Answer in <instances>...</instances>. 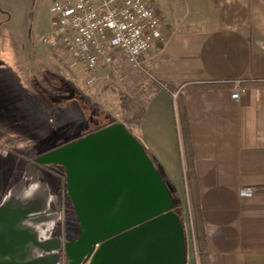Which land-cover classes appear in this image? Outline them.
<instances>
[{
  "label": "crops",
  "instance_id": "obj_1",
  "mask_svg": "<svg viewBox=\"0 0 264 264\" xmlns=\"http://www.w3.org/2000/svg\"><path fill=\"white\" fill-rule=\"evenodd\" d=\"M150 1L157 6L163 30L173 34L164 43H153L150 58L142 63L160 84L152 82L158 88L148 94L135 136L179 197L186 194L182 152L188 138L208 264H264V0ZM12 40L14 51L0 55V77L13 81L18 92L6 87L9 96L0 93L3 150L41 155L88 135L84 133L93 120L102 123L92 118L82 93L86 73L73 64L69 52L45 47L32 55L25 39ZM44 71L52 80H67V91L78 96L54 95L61 89L52 80L46 82ZM110 77L100 67L94 82L106 83ZM117 82L118 92L135 96L148 84ZM235 91L237 101L230 98ZM110 109L101 108L110 116L108 124L113 123ZM38 110L57 113L58 129L64 125L72 131L55 145L48 139L51 146L41 151L35 148L45 141L35 132ZM114 111H120L118 101ZM12 181H0L2 196ZM241 190L251 194L244 196ZM185 264H197L192 247Z\"/></svg>",
  "mask_w": 264,
  "mask_h": 264
},
{
  "label": "water",
  "instance_id": "obj_2",
  "mask_svg": "<svg viewBox=\"0 0 264 264\" xmlns=\"http://www.w3.org/2000/svg\"><path fill=\"white\" fill-rule=\"evenodd\" d=\"M36 165L63 169L74 240L53 235L60 196ZM173 190L121 122L105 126L37 157L0 194V264H185Z\"/></svg>",
  "mask_w": 264,
  "mask_h": 264
},
{
  "label": "built area",
  "instance_id": "obj_3",
  "mask_svg": "<svg viewBox=\"0 0 264 264\" xmlns=\"http://www.w3.org/2000/svg\"><path fill=\"white\" fill-rule=\"evenodd\" d=\"M50 32L41 41L63 47L92 83L102 67L117 80L156 81L142 63L153 43L166 42L161 15L150 0H53ZM238 91L230 94L237 101ZM250 190H241L249 196Z\"/></svg>",
  "mask_w": 264,
  "mask_h": 264
},
{
  "label": "rangeland",
  "instance_id": "obj_4",
  "mask_svg": "<svg viewBox=\"0 0 264 264\" xmlns=\"http://www.w3.org/2000/svg\"><path fill=\"white\" fill-rule=\"evenodd\" d=\"M52 1L53 0H0V55H6V52H9L10 50L14 51L13 47L10 45L12 39V41L16 42L19 41V39H21V41L25 39V41H27L30 46L32 55H34L35 53H38V55L41 54V51L38 52V49L44 50L45 47L51 49L61 48L65 50L63 47H50L47 43H43L41 41V38L45 37L50 32V9ZM39 39L41 44L38 42ZM42 53L44 52L42 51ZM43 74L45 78H47L46 82L48 84L54 81L53 83H51V85L53 84V86L59 87L61 89L59 92H54V95L59 94L60 96L65 95L68 97V95L66 94H69L70 98L73 97V94L78 96L77 93H73L71 90L67 91V88H70V83L67 80H63L60 77L55 78V80H52L50 79L48 72L44 71ZM0 79H3L0 82V93L2 95L7 94V91L5 89L6 87L8 91L12 90L16 93V95H18V92L13 89V86H15L13 81L7 80L5 75L0 77ZM108 80L111 81L106 83L103 82L101 84L94 81L92 83L84 82V85L86 87L83 86L82 93H85L87 97L86 99L88 100V103H90L89 107L92 114V118H94V116L99 117L98 120L102 122H97V126L92 125L89 131L84 134L94 132V130H96L98 126L100 127L104 124H107V122H111L109 121L110 116L108 117V115H106V113L101 110L102 107L111 108V120H121L120 111L115 112L114 110L117 107V98L119 94L118 91L122 90L118 88V84H116L118 83V80L114 76L113 78L110 77ZM121 84L125 86L130 85L125 84L123 81ZM7 95L9 96V94ZM80 100L82 102L84 101L81 97L78 99V102H80ZM82 102H80V105H82ZM48 112L49 111L38 110L37 113V115L41 119L39 120V124H37L38 129L35 132L38 134V136L45 137V141H42L41 143L35 145L37 151H41L45 148L50 147L51 145L49 143L51 142L55 145L58 139L68 136L72 133L71 129L68 126L62 125L61 128L58 129V125L60 127V124H58V117L56 116L58 114L55 112ZM76 112L78 115L82 114V111L78 108L76 109ZM49 114L53 116L52 119H49V121L51 120L50 123L47 120ZM94 121L95 120H93L92 122ZM48 139H50L51 142L48 141ZM41 155H19L16 152H12L10 150L6 152V150H3L2 146H0L1 183H3V181H5L6 183L7 179L15 180L14 182L12 181L14 184L18 182L22 177L24 167L26 165H35L36 158ZM36 167L38 166L36 165ZM15 168L16 171L14 172V174L11 173L12 169ZM11 174H13V176H11ZM64 174L65 173L63 169L60 167L52 166L51 170H47V167H38L39 180L47 183L50 192L54 195H57L55 194V190H57L56 192H59V189H61V191L64 193ZM175 198L176 199L174 203V211L179 215L183 225L186 248L185 251L189 250L192 247L193 252L195 253L192 244L191 226L189 221V210L186 194L184 193L180 197L176 195ZM58 211L61 213V221L57 223V227L54 230L53 235H61L64 242L69 241L75 238L77 232L79 231L74 210L71 207V204L69 205V202L66 201L65 203L60 198Z\"/></svg>",
  "mask_w": 264,
  "mask_h": 264
},
{
  "label": "trees",
  "instance_id": "obj_5",
  "mask_svg": "<svg viewBox=\"0 0 264 264\" xmlns=\"http://www.w3.org/2000/svg\"><path fill=\"white\" fill-rule=\"evenodd\" d=\"M152 82L153 81H148V84L145 85L143 88H141L140 93L136 96L125 93V92H119L118 94V104H119L121 120L120 121L113 120L112 122L113 123L121 122L125 126V128L134 136L136 134V130L138 129L142 119L145 116L146 104L149 101L148 94L154 92V88L152 87H155L156 89L158 88V86ZM155 82L157 84H160L158 81H155ZM182 114L183 113H181V121H182V116H183ZM93 125L97 126L98 124L93 122ZM108 125L110 124L107 123V124H104L103 126H100V127L98 126L96 130H99ZM89 133H92V132H89ZM145 152L150 158L157 172L161 175L162 179L168 182L162 175L163 173L160 167L157 165V163L150 157V155L147 153L146 150ZM182 154H183L184 178H185L186 197H187L188 210H189V221H190V226H191L192 244H193V248L196 254L197 264H208V260L206 257V236H205L202 218L200 214V208H199L193 154L189 148V142H188L187 137H184L183 139ZM175 197H176V192L175 190H173L172 198H173L174 203L176 199ZM182 228H183V225H182Z\"/></svg>",
  "mask_w": 264,
  "mask_h": 264
},
{
  "label": "flooded vegetation",
  "instance_id": "obj_6",
  "mask_svg": "<svg viewBox=\"0 0 264 264\" xmlns=\"http://www.w3.org/2000/svg\"><path fill=\"white\" fill-rule=\"evenodd\" d=\"M51 168H52V166H48L47 167V170H51ZM60 187H61V184H60ZM64 188H65V186H64ZM57 190H55V194H57V195H60V198L66 203V201L67 202H69V205H70V201H69V199L66 197V195H65V193H63L62 191H61V189H59V192H56ZM52 209H53V206H52ZM79 234V231L77 232V234H76V237H77V235ZM75 237V238H76ZM75 238H73V239H71V240H74ZM71 240H69V241H71ZM65 242H67V241H65Z\"/></svg>",
  "mask_w": 264,
  "mask_h": 264
}]
</instances>
